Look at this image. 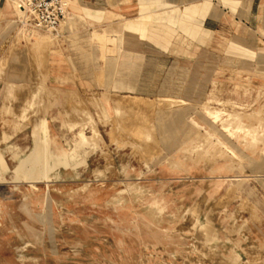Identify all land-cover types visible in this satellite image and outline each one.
I'll return each mask as SVG.
<instances>
[{"label": "rangeland", "instance_id": "obj_1", "mask_svg": "<svg viewBox=\"0 0 264 264\" xmlns=\"http://www.w3.org/2000/svg\"><path fill=\"white\" fill-rule=\"evenodd\" d=\"M242 1L120 23L73 0L50 32L2 0L0 264H264V0ZM45 117L87 161L34 186L10 145Z\"/></svg>", "mask_w": 264, "mask_h": 264}, {"label": "bare ground", "instance_id": "obj_2", "mask_svg": "<svg viewBox=\"0 0 264 264\" xmlns=\"http://www.w3.org/2000/svg\"><path fill=\"white\" fill-rule=\"evenodd\" d=\"M16 11H17V13L20 16L24 15L23 9L20 8L19 6L16 8ZM97 37L99 38V41L101 40L100 42H103L102 43L103 44L102 47H103V49H105V41L107 40L106 37L103 34L99 33V32L97 34ZM139 104H138V106H139ZM130 106L132 107V105H130ZM140 107H141V105H140ZM140 110H141V108H140ZM16 127H17V125H16ZM20 128H22V127H19V129ZM10 135L11 134L8 131H4V139L7 140L10 137ZM36 135L38 136V138L36 140H34V144L27 151L25 150L26 147L23 148V147H21V146H19L17 144H11L10 145V148L13 151V156L18 159L15 167L25 159L26 155L29 152L34 151V153L32 154V156L29 159L26 158V159H28L27 160L28 164H27L26 169H25V172H26L25 173V178L27 180H29L31 182V184H34V186H36L35 184H37L36 183L37 181H43V180L48 181V180H50L52 178V176H53V171H56V169L58 167H60L61 165H65V166L72 165V166L76 167L78 164L83 163L84 161H87L86 157H83L82 160L80 159L81 157L79 159L77 157L78 149L80 147H83L86 144V143L85 144H80L79 143L80 142L79 141L80 138L76 139L75 147L73 149H66V148H63V147L52 148V137L50 135V129H49L48 120H47L46 117H45L44 121H42L40 124H38L36 126ZM82 138H85V137H82ZM85 139H87V138H85ZM2 141H4V140H2ZM8 141H11V140H8ZM5 152H4V150L0 149V181L1 182L4 181V180H8L7 179L8 177L6 176V173L10 169L8 160H7L6 156H5ZM13 172H14L13 173V178L16 179V180H19L18 176H17V173L14 171V169H13ZM9 182H10V180H9ZM184 220L185 219H183V221ZM200 239H201V236H200Z\"/></svg>", "mask_w": 264, "mask_h": 264}, {"label": "crops", "instance_id": "obj_3", "mask_svg": "<svg viewBox=\"0 0 264 264\" xmlns=\"http://www.w3.org/2000/svg\"><path fill=\"white\" fill-rule=\"evenodd\" d=\"M201 1L202 0H95V4L98 3L99 6H102L105 17L110 16L115 18L117 22L120 21V23H123L119 19H123L124 17L130 19H140L148 14L156 15L158 12L165 9H179V14L182 12L181 15L183 18H192L193 12L197 10L201 14L202 11H204V9H208L212 3V0H204L202 3ZM1 2L2 0H0V4ZM252 2L253 0H250L247 6H243L242 1V8H239L238 12L241 13V15H245V9L249 7ZM191 4L194 5V8L193 6L191 7ZM101 6L98 8H101ZM194 9L196 10L193 11ZM208 19L209 18L206 14L202 18L201 23L206 25ZM130 28L134 29V32H137L136 30H142L143 23L137 21L131 24ZM218 247L219 245L216 246V248ZM235 250H237V248H235Z\"/></svg>", "mask_w": 264, "mask_h": 264}, {"label": "built area", "instance_id": "obj_4", "mask_svg": "<svg viewBox=\"0 0 264 264\" xmlns=\"http://www.w3.org/2000/svg\"><path fill=\"white\" fill-rule=\"evenodd\" d=\"M23 9L27 22L42 30L59 31L69 12L71 0H12Z\"/></svg>", "mask_w": 264, "mask_h": 264}]
</instances>
